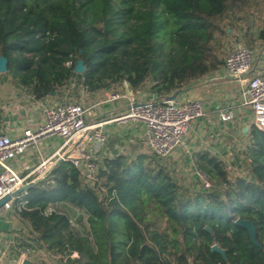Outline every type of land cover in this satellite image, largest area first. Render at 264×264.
I'll return each instance as SVG.
<instances>
[{"label": "trees", "instance_id": "obj_1", "mask_svg": "<svg viewBox=\"0 0 264 264\" xmlns=\"http://www.w3.org/2000/svg\"><path fill=\"white\" fill-rule=\"evenodd\" d=\"M252 7L263 18L257 36L245 38L253 49L264 41V0H0L3 74L35 99L73 87L67 101H76L79 88L118 91L125 82L163 97L224 65L212 50L220 22L246 12L247 21ZM247 135L245 172L231 176L221 159L199 153L195 166L213 186L194 192L143 153L104 157L93 183L58 161L12 210L33 235L22 244L58 264H264V131L251 124ZM61 205L85 217L73 225ZM237 219L254 223L260 246Z\"/></svg>", "mask_w": 264, "mask_h": 264}, {"label": "built area", "instance_id": "obj_2", "mask_svg": "<svg viewBox=\"0 0 264 264\" xmlns=\"http://www.w3.org/2000/svg\"><path fill=\"white\" fill-rule=\"evenodd\" d=\"M255 50L248 46H239L232 50L225 59L223 72L230 78L244 83L243 102L253 114V123L264 131V65L254 67ZM125 86L129 85L125 82ZM180 90L163 97L137 101L124 90L110 92L100 102H63L45 108L43 123L35 128H27L19 136L13 137L0 133V205L1 215L10 212L15 206L24 207L23 187L34 184L47 176L51 168L62 160H70L79 168L82 178L93 183L97 171L99 150H103L109 141V134L104 131L105 120L87 123L86 117L96 106L120 99L128 100L126 113L115 117L117 121H140L145 125L143 136L148 151L159 160H164L178 148H186V137L193 122L205 116L204 103L199 98L182 100ZM235 117L233 111H219L222 121H231ZM57 136L63 142L61 147L48 157H42L40 163L22 174L11 161L24 154L30 147H38L47 137ZM90 141L93 148L86 149L85 143ZM196 175L204 189L213 186L209 177L196 170ZM31 178V183L27 180ZM55 208L46 210L51 213ZM71 223L76 225L75 220ZM29 249L21 252V258L28 256ZM73 251L70 257H78ZM29 257V256H28Z\"/></svg>", "mask_w": 264, "mask_h": 264}, {"label": "crops", "instance_id": "obj_3", "mask_svg": "<svg viewBox=\"0 0 264 264\" xmlns=\"http://www.w3.org/2000/svg\"><path fill=\"white\" fill-rule=\"evenodd\" d=\"M253 50H255L253 65L256 68H260L264 65V43L256 45ZM223 67L224 65L198 79L194 87L180 90L179 98L182 100L199 98L203 101L205 116L193 122L186 137V148H178L172 155L164 160H160L164 162V167L170 173L173 172L171 169H175L176 167L183 172L186 171L187 174L188 170H192V178L200 182V179L196 175L197 168L195 166V160L199 153H208L212 156H216L221 159L226 166L229 165V157L234 154L231 153L232 151L230 148L232 147L235 152L237 151L236 157H238V159L236 158V160H242L243 162V152L249 140L247 131L250 125L254 124L252 110L243 102L244 83L228 77L223 72ZM122 90L129 96L135 97L137 101H145L157 97L148 90L134 91L130 87H126L125 83L123 84ZM114 91L116 90H99L92 93H85L83 91L84 94H80L76 101L86 103L100 102L108 93ZM31 97L32 99L34 98L33 96ZM53 97L55 96H49L44 99L34 98L30 104L24 105L22 110H17V108L13 109L18 105L9 106L7 109L3 107L2 110L4 111L0 113V133H6L16 137L22 134L25 129L35 128L43 123L45 119V108L52 105L51 102L54 101ZM128 103L127 99L104 102L96 106L90 111L91 113L87 115V123L98 120L107 121L104 125V131L109 134V141L102 151L99 150L96 153L95 157L98 158V163L104 157H116L120 154L133 156L136 149L146 148L143 140L146 128L142 122L114 120L115 117L126 113L128 110ZM221 110L233 111L235 115L234 119L227 122L222 121L219 118V111ZM243 136H246L247 139L245 145H241L240 143L243 141ZM62 142L63 140L60 137H47L38 147L30 149L22 159H19L22 164L18 163L19 165L16 167L14 166L16 163H14L13 160L11 163L20 172L24 170L22 167L24 163L23 166L29 168L26 171L27 173L34 167L35 163H40L42 157H48L55 153V151L61 147ZM85 148H93L92 143L87 141L85 143ZM34 150H36V152H34ZM37 153L40 154L38 157H35ZM185 163L186 165L188 164L186 168L184 167ZM239 163H241V161H239ZM11 213L12 211L1 215L0 234L7 233V237L12 238L13 234H9L10 230L15 228L17 223L21 225L25 223ZM1 260L2 258H0V264H14V262L16 263L17 261L12 258H7L3 262ZM20 260L21 258L18 260V264Z\"/></svg>", "mask_w": 264, "mask_h": 264}, {"label": "rangeland", "instance_id": "obj_4", "mask_svg": "<svg viewBox=\"0 0 264 264\" xmlns=\"http://www.w3.org/2000/svg\"><path fill=\"white\" fill-rule=\"evenodd\" d=\"M258 8V7H257ZM249 17L247 21H242L241 17H245L247 15L246 13H241L238 14L236 13L235 15L233 13L228 14V17L225 19L221 20L220 25H221V31L217 35L215 42L212 45V50L213 52L217 55L219 59H225V57L228 56V54L237 48L238 46H247L245 38L246 37H256L258 34L259 29L263 25V21L261 18L262 16L260 13L256 11V7H252L248 10ZM236 18V19H234ZM234 19V23H232V26L234 27L233 29L229 28L231 25V22ZM226 29V33H225ZM255 46L264 43V41L260 40H255ZM196 84V81L189 87L185 88H191L194 87ZM73 88V87H72ZM72 88L69 90L67 89H62L63 94H58L57 97H53V100L51 102L52 105L54 104H59L63 102H69V95L73 91ZM85 92V91H84ZM83 89L79 88L78 94H84ZM86 93V92H85ZM32 95L30 94V91L27 87H24L23 85L19 84L17 81H14L10 76H7L6 74L0 73V113L4 110H2L3 107L6 109L9 108V106L12 105H18L17 107H14L13 109L17 108L23 109L24 105L26 106L27 104H30L33 99L31 97ZM71 102H74L75 100H70ZM253 116V114H252ZM51 137V136H50ZM246 136H243V141L240 142L242 144H246ZM41 144V143H40ZM238 145V144H236ZM243 145V146H244ZM236 147V146H235ZM34 149L36 147H30L24 154L17 156L16 158L13 159L14 163L18 166L22 164L19 159H22L24 155L30 150ZM231 153H234L231 155L228 159V164L226 165L227 170L229 171L231 176L243 174L245 172V166L244 162L242 160H236L238 157L237 151L235 152L233 150V147L230 148ZM36 152V150H34ZM146 154L149 156V158H153L156 163L164 166V162L160 161L157 159L154 155H152L147 148L145 149H136V152H134L133 157L136 156L137 154ZM40 153H37L35 157H38ZM236 160V161H235ZM22 161V160H21ZM235 161V162H232ZM241 161V163H239ZM12 162V161H11ZM13 163V164H14ZM12 164V163H11ZM231 164V165H230ZM24 165V163H23ZM22 174H26V171L29 169L26 166H23ZM38 163L34 164V167L37 166ZM188 165V164H187ZM186 163L184 167L186 168ZM17 169V168H16ZM18 170V169H17ZM173 172H171L172 176L177 180L181 186V188L184 191L187 192H194L197 191L195 189H202V185L199 181L195 180L192 178V170H188V174L183 171H181L179 168L171 169ZM19 171V170H18ZM186 173V174H185ZM27 182L31 183V178L27 180ZM196 186V187H194ZM59 208L68 213L69 216H71L72 219L76 220L77 217L82 215L85 217V215L77 210L76 208L69 206V205H61ZM15 212H12L11 214L15 216ZM78 219V218H77ZM84 221V220H83ZM78 224H80L78 222ZM80 226V225H79ZM12 228V227H11ZM13 234L12 238L7 237V233H1L0 234V258H2V262L5 261L7 258H12L13 260H17L16 263L18 264V260L21 258V252L19 253L20 250L25 251V246H23L25 241H30L32 238V234L30 232L29 226L25 223L21 225L20 223H17L15 228H12L9 232V234ZM11 238V239H10ZM22 245V246H21ZM28 256L32 259H34L38 264H58V257L50 255L48 252H46L44 249H29V252H27ZM19 258V259H18ZM1 263V262H0ZM14 262V264H16ZM8 264V263H6Z\"/></svg>", "mask_w": 264, "mask_h": 264}, {"label": "water", "instance_id": "obj_5", "mask_svg": "<svg viewBox=\"0 0 264 264\" xmlns=\"http://www.w3.org/2000/svg\"><path fill=\"white\" fill-rule=\"evenodd\" d=\"M84 70H85V66L83 64V61L82 60H78L76 66H75V71L77 73H81ZM6 71H7V59L3 55H1L0 56V73H4ZM31 185L32 184L23 187L22 189H20L19 191H17V193L23 192L24 190H26ZM7 199H8V197L5 198L4 200H2L0 202V205L4 201H6ZM236 223L238 225L246 228L247 231H248V233H249V237H250L251 241L254 244L260 246V243L258 242L257 237H256L255 225H254V223L251 220H248V219H237L236 220ZM212 251H217V252H219L221 255H223L225 257V250L223 248L219 247L217 244H214L212 246ZM19 264H38V263L34 259H32V258H30L28 256H23L21 258Z\"/></svg>", "mask_w": 264, "mask_h": 264}]
</instances>
